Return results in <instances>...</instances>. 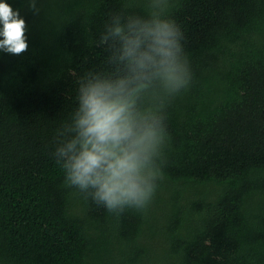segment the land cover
Segmentation results:
<instances>
[{
  "label": "trees",
  "instance_id": "obj_1",
  "mask_svg": "<svg viewBox=\"0 0 264 264\" xmlns=\"http://www.w3.org/2000/svg\"><path fill=\"white\" fill-rule=\"evenodd\" d=\"M28 49L0 51V264H264V0H173L190 88L169 106L165 179L144 211L63 186L52 153L109 17L141 0H3Z\"/></svg>",
  "mask_w": 264,
  "mask_h": 264
},
{
  "label": "clouds",
  "instance_id": "obj_2",
  "mask_svg": "<svg viewBox=\"0 0 264 264\" xmlns=\"http://www.w3.org/2000/svg\"><path fill=\"white\" fill-rule=\"evenodd\" d=\"M141 2L144 15L120 11L105 23L98 46L108 52L106 66L78 80L76 107L52 153L65 188L117 216L146 210L164 181L167 110L193 79L184 34L170 14L173 0ZM29 8L38 13V0ZM25 29L18 10L0 0V51H27Z\"/></svg>",
  "mask_w": 264,
  "mask_h": 264
}]
</instances>
